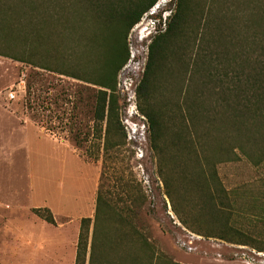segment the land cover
I'll use <instances>...</instances> for the list:
<instances>
[{
    "label": "trees",
    "instance_id": "obj_1",
    "mask_svg": "<svg viewBox=\"0 0 264 264\" xmlns=\"http://www.w3.org/2000/svg\"><path fill=\"white\" fill-rule=\"evenodd\" d=\"M37 1L0 0V40L6 44L0 48V57L81 81L94 101L92 126L86 136L81 137V122L76 118L70 120L69 128L76 148L83 149L90 139L88 156L94 162L102 160L95 215L81 220L75 264H95L99 246L120 250L132 237L150 249L143 237L130 233L136 218L132 207L138 208L142 201L140 185L132 172L129 177L118 172L124 161L121 154L129 144L121 122L117 77L130 57L131 30L158 0ZM175 5L167 31L149 46L146 72L138 87V107L149 120V141L160 156L170 148L187 153L192 160L193 166L185 161L179 164L184 181L191 177V169L199 176L192 178L193 183L188 181L197 197L193 208L199 214L209 211L218 220L217 214L224 210L235 213L241 209L228 200L230 194L219 179L218 165L242 158L259 165L264 159V0H240V17L237 10L227 14L225 7L213 16L209 7L203 30L194 19L195 30H200L194 37L186 30L192 21L193 2L175 0ZM15 41L21 45V55L9 52V43ZM34 55L41 57L40 62L32 60ZM168 58L179 64L176 78L180 88L173 108L161 114L153 103L154 86L160 70L166 73L164 81L174 77ZM113 172L118 176L111 177ZM166 186L173 200L171 184L166 182ZM112 193L131 204L125 201L119 208ZM174 209L188 225L175 204ZM33 211L48 224H56L49 209ZM226 223L217 234L194 231L249 246V241L237 237L242 233ZM112 230L118 233L115 237ZM253 248L264 252L261 247ZM133 256V263H142L143 258Z\"/></svg>",
    "mask_w": 264,
    "mask_h": 264
},
{
    "label": "rangeland",
    "instance_id": "obj_2",
    "mask_svg": "<svg viewBox=\"0 0 264 264\" xmlns=\"http://www.w3.org/2000/svg\"><path fill=\"white\" fill-rule=\"evenodd\" d=\"M191 2L192 21L186 30L193 37L195 31L199 34L204 29L209 7L213 16L216 10L224 7L227 14L237 10L236 15L242 16L240 0ZM194 19L200 30H195L197 23ZM15 42L9 43V52L21 55V45L19 41ZM5 45L0 40V48ZM32 57L34 62H40V56ZM168 61H171L174 77L164 81L166 73L160 70L154 86L153 103L161 114L173 108L180 88L176 78L179 64L176 59L168 58ZM22 80L25 92H18L17 99L9 101L8 92L11 89L19 91ZM85 86L81 81L32 64L0 57V264L76 262L81 220L94 218L102 173V160L94 162L88 156L92 152L90 139L83 149H78L69 129L70 120L76 118L74 120L81 122L79 128L84 138L92 126L94 101L89 98L91 93L85 90ZM142 146L145 156L139 160L134 144H129L121 154L124 161L118 172H125V177L132 172L140 185L142 201L138 202V208L132 207L136 218L130 233L143 237L150 249L131 236L130 241L122 243L120 250L107 251L99 246L95 264H137L132 261L134 254L143 258L140 264H151L146 263L148 261L155 264H241L232 261L238 249H225L226 261L220 262L215 260L213 249L207 245L203 244L199 254H187L177 246V236L183 233L182 227L192 232L200 231L203 235L217 234L226 221L229 228L232 226L242 233L237 234L238 238L249 241L247 255L253 254V247L264 250V159L259 165H254L247 158L218 165L219 179L230 194L228 200L241 209H236L235 213L226 210L220 215L216 213L218 220H214L211 212L199 214L191 205L197 197L188 181L193 183L192 178L198 179L199 176L197 171L189 169L191 179L183 180L179 162L185 161L193 166L187 153L166 148L167 152L160 156L148 139ZM143 171L149 177V185L143 179ZM118 172H113L111 177H117ZM166 182L171 184L173 200ZM110 189L113 193L116 191L113 187ZM113 199L119 208L125 201L131 204L126 198L121 200L113 196ZM174 204L188 225L180 220ZM45 208L52 212L55 225L48 224L33 211ZM92 231L93 226L90 239ZM116 234L112 235L115 237ZM89 254L88 250L87 259ZM146 254L150 257L148 255L147 258ZM121 261L126 262L119 263Z\"/></svg>",
    "mask_w": 264,
    "mask_h": 264
},
{
    "label": "built area",
    "instance_id": "obj_3",
    "mask_svg": "<svg viewBox=\"0 0 264 264\" xmlns=\"http://www.w3.org/2000/svg\"><path fill=\"white\" fill-rule=\"evenodd\" d=\"M175 8V0H158L143 15L140 22L133 27L129 34L130 57L117 77V92L122 100L121 122L127 134L128 144H134L135 154L139 160L145 156L142 145L147 139L149 140L150 124L148 118L140 112L138 107V87L146 72L149 46L156 36L167 31ZM18 90L11 89L8 92L9 101L16 100L18 92H25L23 80L18 86ZM143 179L149 185V177L144 171ZM182 228L183 233L177 236V246L187 254H199L202 247L207 245L211 250L213 249L216 261L225 262L224 250L238 249L239 251L233 255L232 261L241 264H264V252L254 249L252 250L253 254L247 255L248 246L246 245L232 244L218 238L205 237Z\"/></svg>",
    "mask_w": 264,
    "mask_h": 264
},
{
    "label": "crops",
    "instance_id": "obj_4",
    "mask_svg": "<svg viewBox=\"0 0 264 264\" xmlns=\"http://www.w3.org/2000/svg\"><path fill=\"white\" fill-rule=\"evenodd\" d=\"M27 264H39V263H37L36 261V262L27 263ZM173 264H181V263H173Z\"/></svg>",
    "mask_w": 264,
    "mask_h": 264
}]
</instances>
